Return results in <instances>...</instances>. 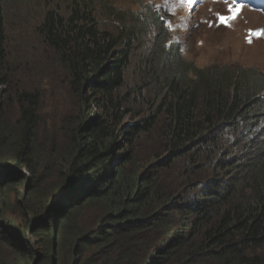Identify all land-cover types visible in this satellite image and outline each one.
<instances>
[{"label":"trees","instance_id":"1","mask_svg":"<svg viewBox=\"0 0 264 264\" xmlns=\"http://www.w3.org/2000/svg\"><path fill=\"white\" fill-rule=\"evenodd\" d=\"M6 2L0 264H264V73L200 68L167 11L110 0H18L43 9L25 8L36 44L14 56Z\"/></svg>","mask_w":264,"mask_h":264},{"label":"rangeland","instance_id":"2","mask_svg":"<svg viewBox=\"0 0 264 264\" xmlns=\"http://www.w3.org/2000/svg\"><path fill=\"white\" fill-rule=\"evenodd\" d=\"M6 1L5 16L9 32V49H16V55L14 56H18L25 50L31 51L36 44L30 35V30L38 22L28 18L25 8L28 10L35 8L42 10L43 7L42 5L37 6V3L20 2V4H17L18 0ZM59 1L63 3V0ZM110 1L119 9L135 11L138 14H143L145 7L148 5L155 11L159 9L167 11L168 13L162 17L168 18L169 22L167 24L171 25L169 27L171 42L180 43L182 56L200 68L211 65H239L245 68H256L264 73V9H255L250 6L235 5L234 3L226 4L216 0H191L190 3H181L180 0ZM63 4L66 5V3ZM259 4H264V2ZM236 6H240V11L235 18L228 25L220 23L219 15L231 16L232 13L229 9ZM96 7L101 14H104L100 3ZM20 9L24 11L23 14L20 13ZM145 17L143 16L144 19ZM111 23L109 20L101 18L102 26ZM150 24V35L147 36V43L143 50L139 52L142 56L153 49V40L159 34L156 25L151 22ZM134 66H139L137 61L134 62ZM134 80L136 83L140 82V79L136 77ZM241 148L242 146L239 147V150ZM52 181L56 186L54 179L44 178L41 183L44 189L36 192V200H47L52 196L54 187L51 191L46 190ZM16 188L18 189L17 186ZM19 189L24 194L27 192L28 187L26 183H21ZM170 214L175 215L173 212ZM88 221L94 222L90 219ZM2 223L6 224L4 221ZM168 239V242H172L171 237ZM185 256H187V253Z\"/></svg>","mask_w":264,"mask_h":264},{"label":"snow or ice","instance_id":"3","mask_svg":"<svg viewBox=\"0 0 264 264\" xmlns=\"http://www.w3.org/2000/svg\"><path fill=\"white\" fill-rule=\"evenodd\" d=\"M181 3H190L191 0H180ZM229 11L232 13L231 16H223V15H219V22L223 23L225 25H228L229 22L235 18V16L239 13L240 11V6H236V7H232L229 9ZM169 27H171V25L169 24Z\"/></svg>","mask_w":264,"mask_h":264},{"label":"bare ground","instance_id":"4","mask_svg":"<svg viewBox=\"0 0 264 264\" xmlns=\"http://www.w3.org/2000/svg\"><path fill=\"white\" fill-rule=\"evenodd\" d=\"M257 12V11H256Z\"/></svg>","mask_w":264,"mask_h":264}]
</instances>
